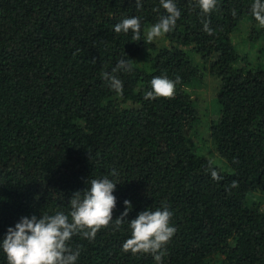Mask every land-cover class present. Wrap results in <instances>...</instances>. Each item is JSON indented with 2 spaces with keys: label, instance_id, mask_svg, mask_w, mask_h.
<instances>
[{
  "label": "trees",
  "instance_id": "obj_1",
  "mask_svg": "<svg viewBox=\"0 0 264 264\" xmlns=\"http://www.w3.org/2000/svg\"><path fill=\"white\" fill-rule=\"evenodd\" d=\"M174 3L181 16L164 34L169 47L157 49L146 28L167 15L160 0H141L139 9L136 0H0V244L21 217L69 214L73 194L82 199L92 179L106 176L117 183L113 220L94 239L73 235L75 264H157L123 244L129 221L162 205L176 232L160 264H264V70L232 41L245 20L259 27L258 39L264 27L254 0H217L207 15L198 0ZM133 16L139 41L114 31ZM192 54L219 82L211 140L230 172L190 146L199 112L187 89L202 77ZM123 58L133 70L116 73L117 93L102 73ZM157 76L180 77L173 98L145 99ZM125 200L132 210L117 227ZM0 264H8L2 247Z\"/></svg>",
  "mask_w": 264,
  "mask_h": 264
},
{
  "label": "clouds",
  "instance_id": "obj_2",
  "mask_svg": "<svg viewBox=\"0 0 264 264\" xmlns=\"http://www.w3.org/2000/svg\"><path fill=\"white\" fill-rule=\"evenodd\" d=\"M202 12L207 15L217 7V0H198ZM167 15L160 17L157 23L148 28L146 39L152 42L155 38L169 33L176 25L181 12L174 0H160ZM137 8H141V0H136ZM252 15L259 25L264 27V2L254 0ZM236 15L235 10L232 13ZM203 30L212 34L210 20H202ZM116 33L132 32V39H141V18L133 16L124 18L114 27ZM134 61L130 58L121 59L112 73H102L103 78L109 82L117 93H122L123 82L116 75L123 70L131 72ZM180 83V77L175 80L167 76H157L151 80V91L145 93V99H156L158 97L173 98L176 85ZM213 178H217L215 171ZM117 183L106 176L102 179H92L90 187L84 191L81 199L80 191L75 192L70 200L71 211L69 214L57 212L54 215L42 214L39 218L36 215L21 217L15 227H9L5 238L2 240L3 252L7 256L8 264H75L79 256V250H73L68 241L73 235L81 234L89 240L94 239L102 227L109 226L113 220V210L116 207L117 198L113 195ZM236 181L231 187H237ZM125 210L115 219L119 227L125 222V218L132 210L130 201H124ZM172 213L167 205L155 211L144 210L138 213L135 219L129 221L132 230L131 238L123 244L124 251L136 253H151L157 264H160L165 245L170 241L176 232L169 222ZM71 217V219L69 218Z\"/></svg>",
  "mask_w": 264,
  "mask_h": 264
},
{
  "label": "rangeland",
  "instance_id": "obj_3",
  "mask_svg": "<svg viewBox=\"0 0 264 264\" xmlns=\"http://www.w3.org/2000/svg\"><path fill=\"white\" fill-rule=\"evenodd\" d=\"M150 27L146 28V32ZM256 27L255 29L253 23L249 20L243 21L233 33L232 41L236 49L240 52V55L246 56L249 59L252 67L262 68L264 70V40L253 36L254 31H257L259 28L258 26ZM152 42L157 49L169 47L170 45L164 35L155 38ZM147 54L138 58L139 62L143 65L148 63ZM190 56L202 76L200 80L195 81L187 89L199 112V119L190 132V146L197 154L209 159L221 170L230 172L227 162L216 153L211 140L212 123L219 119V106L217 103V93L219 90L218 79L212 75L209 64L205 63L195 54ZM219 259H222V257L214 258L212 263L216 264Z\"/></svg>",
  "mask_w": 264,
  "mask_h": 264
}]
</instances>
